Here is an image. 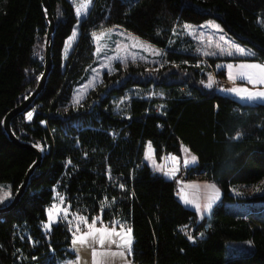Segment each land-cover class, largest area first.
Returning a JSON list of instances; mask_svg holds the SVG:
<instances>
[{
    "label": "trees",
    "instance_id": "1",
    "mask_svg": "<svg viewBox=\"0 0 264 264\" xmlns=\"http://www.w3.org/2000/svg\"><path fill=\"white\" fill-rule=\"evenodd\" d=\"M55 20L52 70L43 91L12 120L22 142L42 152L15 210L0 216V264H59L73 253L63 222L43 232L47 209L59 187L72 211L108 224L124 220L132 229L134 264H264V208L232 212L227 204L260 202L264 194L238 198L236 185L264 180V104H241L205 89L203 75L182 64L194 56L171 46L180 24L215 21L264 63V0H97L79 25L80 37L66 60L65 41L77 24L69 0H49ZM122 27L166 50L158 71L140 63H116L79 103L73 90L95 63L92 34ZM47 15L42 0H0V183L10 185L8 206L36 161L13 144L4 118L38 86L44 70ZM216 65V59H210ZM176 64V65H174ZM162 86L164 98H132L124 113L115 100L133 87ZM188 87L190 98H181ZM163 105L161 113L155 111ZM28 113H32L31 119ZM157 162L183 160V147L197 157L190 172L218 184L222 199L203 217L175 197L176 179L155 173L144 160L146 145ZM182 167V162H181ZM191 237V239H190ZM251 241L250 254L227 258L230 242Z\"/></svg>",
    "mask_w": 264,
    "mask_h": 264
},
{
    "label": "rangeland",
    "instance_id": "2",
    "mask_svg": "<svg viewBox=\"0 0 264 264\" xmlns=\"http://www.w3.org/2000/svg\"><path fill=\"white\" fill-rule=\"evenodd\" d=\"M71 1L75 5L76 17L79 19L84 16V19H86L97 2V0H91V2H93L91 8L89 7L91 4L90 2L87 7L88 10L78 15L76 9L85 3L86 0ZM125 1L134 3L137 0ZM209 22L216 23L215 21ZM260 22L264 25V14L261 15ZM218 26L220 25L218 24ZM206 29L211 30L212 27H206ZM72 32L70 38L65 41L62 51L64 59L63 67L66 65V60L72 53L81 34L79 26H76ZM210 37L205 38V34L203 29L200 28V25L180 24L173 32L171 46L177 48L180 52L195 56V60H184L182 64L187 68L197 71L199 75H203L199 83L205 89H210L207 85L209 78H211V68L220 75H224L223 67L227 69L228 79H230V72L237 78L234 80V84H228L227 87L220 92L221 95L231 97L241 104H264V99L249 100L242 98L246 95L244 93L238 95L227 91V89L231 88L247 89L249 92L264 91V85L256 84L254 86L249 83L247 79H241L239 77L241 71L258 75L259 69L246 68L241 70L238 67L239 65H260L264 67V63L253 60V50L238 43L234 38L225 33L222 28L219 30V33H214V35ZM213 37L214 41H212ZM92 38L96 46L95 63L88 69L79 84L75 86L72 96L74 104L81 102L89 91L101 82L105 72L113 71L116 63H122L124 65L129 62L140 63L147 66L148 69L152 71H158L167 65V61L164 59L166 50L164 52L161 48L119 28L103 29L100 32L93 33ZM197 56H202L204 58H199ZM220 57H224L225 59L221 61ZM211 58L216 59L217 62L221 61L222 65H213L210 61ZM228 65H232V69H229ZM184 88L191 95L188 87L185 86ZM165 95L166 92L162 86L157 87L153 85L150 88L133 87L127 90L125 96L115 100V110L119 113H124L130 100L135 97L157 99L164 98ZM185 150L187 149L185 148ZM188 156L190 155L183 154V160L175 156L171 158L168 157L166 161H163L162 158L161 162H157L154 149L152 145L148 143L145 149L144 160L155 173L163 174L166 178L177 180L180 172L185 169H190V167H181V165L177 163V160H181L184 163L185 160L189 161ZM179 165L180 169L178 173H176L174 168L179 167ZM161 170L163 172H161ZM192 176L193 179L181 185L182 193L180 200L186 207L195 210L199 216L203 217L210 211L204 208L208 203L209 197L213 195L217 197L212 202V207L216 202L222 199L223 193L218 184L203 180L201 176L196 173H192ZM54 192V201L47 209V221L43 223L42 226L43 232L48 234L55 225L59 222H63L72 236V244L69 251L73 253V256L67 257L59 264H77V257H79L78 264H94V261H97L98 264H134L131 258L134 239L132 229L127 222L124 220H115L106 224L99 216L89 221L87 216L83 213L71 210L70 205L66 202L64 192L59 187H56ZM4 193L10 194L6 199L0 202V206L4 205L11 197L10 185L8 183H0V195ZM232 194L238 198H251L256 195H263L264 180L254 185H236L232 188ZM186 201L189 202L186 203ZM197 205L200 207H197ZM227 208L232 212L248 214L264 208V205H261L260 202L238 201L236 203L227 204ZM81 218L84 219L82 220ZM97 228L107 230L103 246H101L98 241H93L91 237L88 238L91 242V246H81L79 242L76 244L73 243L74 239H77L86 232L94 231ZM113 229L116 233H119V235H113ZM129 229L130 233L128 231ZM109 238L114 240L115 243H109ZM129 239L131 241L130 246L125 244V241ZM251 246H253L251 241L230 242L227 248V258L246 256L250 254L249 248ZM93 249H95L99 255H94ZM121 253H123V255H121Z\"/></svg>",
    "mask_w": 264,
    "mask_h": 264
},
{
    "label": "water",
    "instance_id": "3",
    "mask_svg": "<svg viewBox=\"0 0 264 264\" xmlns=\"http://www.w3.org/2000/svg\"><path fill=\"white\" fill-rule=\"evenodd\" d=\"M42 5L43 8L46 12L47 15V21H48V31H47V37H46V42H45V62H44V70L43 74L40 77L38 86L34 90V92L26 98L19 106L8 112V114L4 118V130L7 134V136L10 138L13 144L17 145L18 147L25 148L28 150H31L35 156H36V161L35 163L31 166V168L28 170L23 183L21 187L19 188L18 192L16 193L14 199L12 202L4 207L0 208V216L5 215L13 210L16 209L18 206L19 202L21 201L22 197L25 194L29 179L31 175L34 173L37 167L40 166L41 161H42V152L36 148L35 146L22 142L20 141L14 134L12 130V120L25 112L27 108L36 100L37 96L43 91L47 78L52 70V45H53V35H54V30H55V20L53 18V15L51 13V8L49 4V0H42Z\"/></svg>",
    "mask_w": 264,
    "mask_h": 264
},
{
    "label": "snow or ice",
    "instance_id": "4",
    "mask_svg": "<svg viewBox=\"0 0 264 264\" xmlns=\"http://www.w3.org/2000/svg\"><path fill=\"white\" fill-rule=\"evenodd\" d=\"M90 2H91V0H86L85 3H83L80 7H78L76 9L77 14L79 15V14H81V12L86 11L87 7H88V4ZM232 67H233L232 65H228L229 69H232ZM238 67L241 70L246 69V68L247 69H259V74L258 75L257 74H253V73H248V72L241 71L239 73V77L241 79H247V81L249 83L253 84L254 86L256 84L264 85V67H262L260 65H239ZM229 78L235 80L237 77L233 76L231 74V72H230L229 73ZM213 83H214V81L212 80V78H209L207 86L209 88H211L213 86ZM227 91L236 93L238 95L241 94V93H244L246 95H244L242 98H246V99H249V100L264 99V91L249 92L247 89H242V88H231V89H227ZM31 116H32V113H28V118L29 119H31ZM195 159H196L195 157H191L192 161H195ZM188 162H189L188 160L184 161L185 164H187ZM9 194L10 193H4L3 195H0V202H2L4 199H6ZM216 198L217 197L215 195L209 197L208 203L204 206L205 210H210L211 209L212 202ZM187 202H189V201H186V203ZM197 207H200V206L197 205ZM81 219L83 220L84 218H81ZM128 231L130 233V229ZM106 233H107L106 229L97 228L94 231L86 232L85 234H83L82 236L78 237L77 239H74L73 243L76 244L77 242H79V244L81 246H91V242L88 239L89 237H91L93 241H98V243L101 246H103L104 243H105V234ZM112 234L113 235H119V233H116L114 229L112 230ZM190 239H191V237H190ZM109 243H115V241L111 240L109 238ZM130 243H131L130 239L125 241L126 245L130 246ZM93 251H94V255H99V253H97L95 251V249H93ZM121 255H123V253H121ZM78 261H79V257H77V264H78ZM94 264H98V262L94 261Z\"/></svg>",
    "mask_w": 264,
    "mask_h": 264
},
{
    "label": "crops",
    "instance_id": "5",
    "mask_svg": "<svg viewBox=\"0 0 264 264\" xmlns=\"http://www.w3.org/2000/svg\"><path fill=\"white\" fill-rule=\"evenodd\" d=\"M72 4H73V2L71 1V0H69ZM92 3L93 2H91V4H90V8H91V6H92ZM74 5V4H73ZM74 7H75V5H74ZM88 10V9H87ZM84 18H85V16L84 17H81V19H79L78 17H77V24L74 26V28L76 27V26H79L80 25V23L82 22V20H84ZM210 26L212 27V29L211 30H207L206 29V27H209L210 28ZM74 28H73V30H74ZM111 28H119V29H121V30H124V31H126L127 33H130V32H128L127 30H125V29H123L122 27H118V26H116V27H111ZM111 28H106V29H111ZM200 28H202L203 29V32H204V34H205V38H209L211 35H214V33L216 34L217 32L219 33V30L221 29V27L220 26H218V24H216V23H214V22H206V23H204V24H201L200 25ZM101 31V30H100ZM100 31H97V32H100ZM73 33V32H72ZM130 34H132V33H130ZM72 35V34H71ZM133 36H135L134 34H132ZM70 38V37H69ZM68 38V39H69ZM210 39H211V37H210ZM212 41H214V37L212 38ZM162 51H164L165 52V50L164 49H161ZM195 57V56H194ZM197 57H199V58H204V57H202V56H197ZM209 58V57H208ZM207 59V58H206ZM212 59V58H211ZM220 59H221V61L222 60H224L225 58L224 57H220ZM219 59V60H220ZM221 61H218L217 63H216V65L217 64H221L222 65V62ZM222 67V66H221ZM222 69H223V71H224V75H222L226 80H227V82H228V84H234L235 82H234V80L233 79H228L227 78V75H228V72H227V69L226 68H223L222 67ZM227 84V85H228ZM227 87V86H226ZM225 87V88H226ZM148 146V144L146 145V147ZM185 148L187 149V150H185ZM182 151H183V154H188V155H190V156H188V159H189V162L187 163V164H185V163H183V161H181V160H177V163H179L180 165H181V162H182V166L183 167H190V169L192 168V166H196L197 164H198V160H197V157L196 156H194L193 154H191L190 153V151H189V149L187 148V147H183L182 148ZM169 158H171V157H175V156H173V155H170V156H168ZM168 157H165V158H163V161H166V160H168L167 158ZM177 157V156H176ZM191 157H195L196 159H195V161H192L191 160ZM172 161V160H171ZM161 165H162V163H161ZM180 165H179V167H176V168H174V171L176 172V173H178V171H179V169H180ZM161 172H163L162 170H161ZM161 177H164V178H166L163 174H159ZM167 179H169V180H172V178H167Z\"/></svg>",
    "mask_w": 264,
    "mask_h": 264
},
{
    "label": "built area",
    "instance_id": "6",
    "mask_svg": "<svg viewBox=\"0 0 264 264\" xmlns=\"http://www.w3.org/2000/svg\"><path fill=\"white\" fill-rule=\"evenodd\" d=\"M211 70H212L211 78L214 81V83H213V86L209 90H211L213 93H220L222 90L225 89L228 82L222 75L214 71L212 68ZM180 92H181V98L183 99L190 98V94L184 87L180 89ZM162 108H163V105L157 104L155 106V111L158 113H161ZM168 156L170 155H164V157H168ZM192 169H195V166H192L191 169H185L182 172H180L178 176L179 178L175 181L174 187H173V192H174L175 197L177 198L181 197V193H182L181 185L191 180L190 172Z\"/></svg>",
    "mask_w": 264,
    "mask_h": 264
}]
</instances>
